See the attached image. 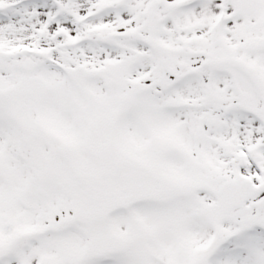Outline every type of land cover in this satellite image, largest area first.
<instances>
[{"label": "snow or ice", "instance_id": "snow-or-ice-1", "mask_svg": "<svg viewBox=\"0 0 264 264\" xmlns=\"http://www.w3.org/2000/svg\"><path fill=\"white\" fill-rule=\"evenodd\" d=\"M0 264H264V0H0Z\"/></svg>", "mask_w": 264, "mask_h": 264}]
</instances>
